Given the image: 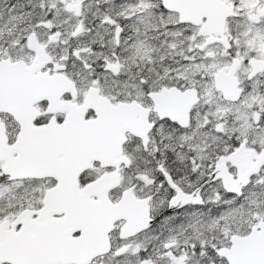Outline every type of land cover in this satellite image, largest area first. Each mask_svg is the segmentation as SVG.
<instances>
[{
    "label": "snow or ice",
    "instance_id": "6c2138e0",
    "mask_svg": "<svg viewBox=\"0 0 264 264\" xmlns=\"http://www.w3.org/2000/svg\"><path fill=\"white\" fill-rule=\"evenodd\" d=\"M0 264H264V0H0Z\"/></svg>",
    "mask_w": 264,
    "mask_h": 264
}]
</instances>
